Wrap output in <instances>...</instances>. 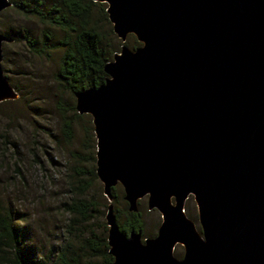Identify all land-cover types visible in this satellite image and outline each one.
Masks as SVG:
<instances>
[{
  "label": "water",
  "instance_id": "water-1",
  "mask_svg": "<svg viewBox=\"0 0 264 264\" xmlns=\"http://www.w3.org/2000/svg\"><path fill=\"white\" fill-rule=\"evenodd\" d=\"M93 1L123 42L104 83L74 94L96 175L110 202L120 185L129 212L147 198L162 219L153 238L125 233L110 203L111 264H264V0ZM11 41L0 34V103L19 98L1 65Z\"/></svg>",
  "mask_w": 264,
  "mask_h": 264
},
{
  "label": "rangeland",
  "instance_id": "rangeland-1",
  "mask_svg": "<svg viewBox=\"0 0 264 264\" xmlns=\"http://www.w3.org/2000/svg\"><path fill=\"white\" fill-rule=\"evenodd\" d=\"M13 5L0 13V34L12 39L2 45L4 76L19 94L16 100L0 103V203L11 212L22 234L26 250L42 264H54L62 247L79 253L81 264L92 259L90 251L81 248L82 240L92 232L108 237L106 213L112 203L119 221L126 219L128 204L124 190L118 185L110 202L103 184L96 175V138L92 117H75V95L56 80L66 47L60 43L67 35L62 29L42 22L17 6L28 3L32 9L40 5L44 14L63 0H10ZM107 4L96 5L93 19L102 34V46L114 54L123 42L113 25L101 13ZM49 17L52 16L48 15ZM29 41H33L31 48ZM125 45L140 46L130 35ZM63 115L74 118L73 139L66 142L62 135ZM94 171L96 177H91ZM90 183L81 197L97 203L98 211L86 224L72 221L64 204L77 197L79 181ZM144 224V237L153 238L161 225V215L149 210L148 199L138 203ZM186 214L198 229V208L191 196L185 204ZM106 228V230H105ZM73 255L70 251L68 256ZM184 248L177 245L175 256L182 258ZM92 261L98 262L97 257Z\"/></svg>",
  "mask_w": 264,
  "mask_h": 264
},
{
  "label": "trees",
  "instance_id": "trees-1",
  "mask_svg": "<svg viewBox=\"0 0 264 264\" xmlns=\"http://www.w3.org/2000/svg\"><path fill=\"white\" fill-rule=\"evenodd\" d=\"M98 4L103 5L104 3L93 0H63L61 6L55 4L47 15L41 10L40 5L30 9L27 2L16 4L22 12L36 15L42 22H49L66 32L67 35L60 43L66 49L56 74V80L73 94L103 84L107 77L104 70L105 64L110 61L114 53L102 46V34L93 19L94 8ZM101 13L108 19L106 9H102ZM51 14L52 16L49 17L48 15ZM29 42L31 48L35 49L32 45L33 41ZM72 109L75 111V107ZM75 117H80V114L76 113ZM73 124V117L63 115L62 135L68 143L74 136ZM91 177H96L94 171L91 172ZM90 187V183L80 180L77 197H74L70 203L64 204V210L71 215L73 222L89 223L94 218V212L98 211L96 202L81 197ZM1 207L3 206L0 203V264H42L27 252L26 237L20 231L11 212ZM117 218L121 230L125 233L133 229L144 230L140 212L128 211L123 222L119 221L118 215ZM91 234V237L82 240L81 248L84 251L89 250L92 259L97 257L99 261L89 259L85 264H111L113 257L109 253L106 235L99 237L93 232ZM70 251L73 255L68 256ZM79 255L74 249L68 250V245H65L58 253L54 264H81Z\"/></svg>",
  "mask_w": 264,
  "mask_h": 264
}]
</instances>
